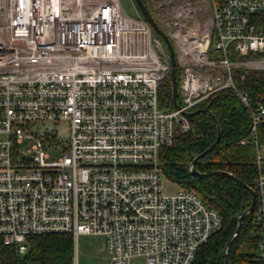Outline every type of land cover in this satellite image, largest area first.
Here are the masks:
<instances>
[{"label":"built area","instance_id":"1","mask_svg":"<svg viewBox=\"0 0 264 264\" xmlns=\"http://www.w3.org/2000/svg\"><path fill=\"white\" fill-rule=\"evenodd\" d=\"M169 38L178 108L161 109L170 57L121 0H0V238L101 236L108 264H193L222 228L198 194L164 193L160 151L192 131L187 113L231 90L250 114L241 146L256 152L255 260L264 264V105L232 69L264 71V0H155ZM210 53L219 56L210 58ZM258 58L230 62L228 54ZM64 121L69 136L40 125Z\"/></svg>","mask_w":264,"mask_h":264},{"label":"trees","instance_id":"2","mask_svg":"<svg viewBox=\"0 0 264 264\" xmlns=\"http://www.w3.org/2000/svg\"><path fill=\"white\" fill-rule=\"evenodd\" d=\"M223 1L214 0L216 4ZM139 15L141 16L140 13ZM152 34L167 52L161 39L153 32ZM215 56L219 55L210 53L211 59ZM256 58L258 56L253 54L245 57L228 54L232 63ZM231 74L239 91L247 94L253 104L264 105V71L234 68ZM158 102L161 109H175L169 80L159 90ZM198 109H207L216 118L220 127V139L212 151L197 160L194 164L195 171L204 174L223 171L252 188L257 174L256 152L253 147L239 144L248 134L250 127V114L247 109L231 90L215 94ZM189 121L192 131L176 135L173 144L160 151L163 174L168 182L176 184L179 188L194 191L221 217V230L198 250L193 264H225V245L236 229L237 217L249 207L251 193L249 189L227 176L190 175L189 164L215 142L217 127L214 120L203 113L195 115ZM258 139L259 146L264 149V122L258 128ZM256 232L251 213L243 218L239 234L227 250L230 264H258L255 260L258 242ZM72 241L70 235L63 234L29 237L28 251L20 256L14 247L5 245L0 238V264H72Z\"/></svg>","mask_w":264,"mask_h":264},{"label":"water","instance_id":"3","mask_svg":"<svg viewBox=\"0 0 264 264\" xmlns=\"http://www.w3.org/2000/svg\"><path fill=\"white\" fill-rule=\"evenodd\" d=\"M134 3L136 5L139 13L141 14V17L143 18V20L149 26L150 30L161 39V41L165 45L166 50H167V52L169 54L170 65H171V71H170L169 77H170V83H171V88H172V100H173L174 107L177 109L178 108V103H177L178 90H177V81H176L174 51H173L172 44H171L169 38L167 37V35L157 25V23L153 19L151 13L149 12L148 8L143 3V1L142 0H134ZM200 113L207 114L208 116H210L214 120V122L216 124V127H217V138H216L215 142L208 149H206L203 153H201L200 155H198L197 157H195L191 161V163L189 164V167H188L190 175H192L194 177H207V176H214V175L227 176V177H229L231 179H234L238 184L242 185L244 188L249 189V191L251 193V201H250L249 207L247 208V210H245L243 213H241L237 217L236 229H235L233 235L230 237V239L227 241V243L225 245V250H224L225 264H230L229 261H228L227 250H228L230 244L232 243L233 239L236 238V236L239 234L243 218L245 216H247V215H250L253 212V209H254V206H255V193H254L252 188H248L245 184H243L239 180L235 179L229 173H226V172H223V171H216V172H212V173H209V174H204V173H199V172L195 171L194 164L197 162V160H199L200 158H202L206 154H208L210 151H212L213 148L216 146V144L218 143V141L220 139V127H219V124H218L216 118L207 109H198V110H195L194 112L187 113L186 116L188 118H192L195 115L200 114Z\"/></svg>","mask_w":264,"mask_h":264},{"label":"rangeland","instance_id":"4","mask_svg":"<svg viewBox=\"0 0 264 264\" xmlns=\"http://www.w3.org/2000/svg\"><path fill=\"white\" fill-rule=\"evenodd\" d=\"M146 7L150 10H154L155 0H142ZM121 6L123 10L131 17L139 16V12L134 3V0H121ZM52 131L57 130V135L60 139L65 140L69 136V126L64 121H58L56 123L48 122L43 126L40 125V131ZM163 192L172 193L176 192L179 187L176 184L170 182L163 183ZM73 243V241H72ZM74 246V243H73ZM74 248V247H73ZM77 248V262L78 264H108L110 257L105 250V241L101 236L93 235H81L78 236L76 241ZM134 264H144L143 259H137Z\"/></svg>","mask_w":264,"mask_h":264}]
</instances>
